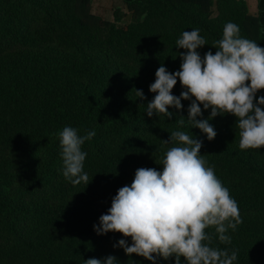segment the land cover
<instances>
[{
  "label": "trees",
  "instance_id": "trees-1",
  "mask_svg": "<svg viewBox=\"0 0 264 264\" xmlns=\"http://www.w3.org/2000/svg\"><path fill=\"white\" fill-rule=\"evenodd\" d=\"M95 1L0 0V264H85L109 255L116 264H152L113 247L121 239L131 245L130 237L98 235L94 225L137 169L162 171L175 146L163 140L174 131L202 141L207 166L238 204L242 223L226 233L231 243L209 228L211 246L235 250L233 264H264V148L239 147L231 114L209 120L217 135L208 140L187 120L191 100L169 107L170 118L146 113L156 70H180L186 50L176 41L184 31L199 29L205 38L201 57L215 54L228 22L264 47V0L255 14L248 0H123L113 20L93 13ZM182 91L177 80L172 94ZM200 107L197 120L207 119L211 109ZM67 126L81 136L95 131L81 146L88 185L63 176L59 132ZM156 264H175V257Z\"/></svg>",
  "mask_w": 264,
  "mask_h": 264
},
{
  "label": "clouds",
  "instance_id": "clouds-1",
  "mask_svg": "<svg viewBox=\"0 0 264 264\" xmlns=\"http://www.w3.org/2000/svg\"><path fill=\"white\" fill-rule=\"evenodd\" d=\"M182 63L180 70L170 73L161 65L149 91L157 93L147 104V115L164 114L170 118L169 107L182 109L181 100H191L188 122L206 134L208 140L217 135L209 120L218 115L235 116L239 131V147L264 148V47L254 40L240 36V28L228 22L223 28L222 39L213 43L215 54L208 51L201 57L197 51L207 45L199 29L184 31L176 41ZM179 80L180 96L172 94ZM137 96L144 99L142 90ZM203 109H211L207 119L197 120ZM183 126V117L178 121ZM95 131L79 135L77 129L67 126L59 132L63 176L74 186L89 184L84 172L87 153L82 151L85 141L91 140ZM164 144H173L161 161L162 171L141 167L136 170L130 186L118 189L111 207L94 225L98 235L108 232L131 238L113 247H121L128 256L136 254L156 264L162 257H175V264H233L235 250L212 247L215 229L221 243H231L226 233L235 231L242 223L236 200L230 195L212 167L201 155L202 141L184 131H174ZM117 258L109 255L103 260L89 258L85 264H116Z\"/></svg>",
  "mask_w": 264,
  "mask_h": 264
},
{
  "label": "rangeland",
  "instance_id": "rangeland-1",
  "mask_svg": "<svg viewBox=\"0 0 264 264\" xmlns=\"http://www.w3.org/2000/svg\"><path fill=\"white\" fill-rule=\"evenodd\" d=\"M250 12H257V0H248ZM124 9L123 0H96L93 5V13L105 19L113 20L114 9Z\"/></svg>",
  "mask_w": 264,
  "mask_h": 264
}]
</instances>
